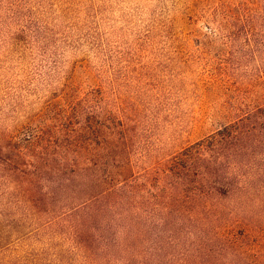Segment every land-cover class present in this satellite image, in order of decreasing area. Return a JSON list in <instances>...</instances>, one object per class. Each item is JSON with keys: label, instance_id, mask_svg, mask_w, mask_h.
<instances>
[{"label": "rangeland", "instance_id": "rangeland-1", "mask_svg": "<svg viewBox=\"0 0 264 264\" xmlns=\"http://www.w3.org/2000/svg\"><path fill=\"white\" fill-rule=\"evenodd\" d=\"M263 105L264 0H0V264H158L169 238L93 261L73 237L75 195L54 184L49 212L35 208L3 160L67 172L98 152L85 128L97 115L104 171L138 175Z\"/></svg>", "mask_w": 264, "mask_h": 264}, {"label": "trees", "instance_id": "trees-1", "mask_svg": "<svg viewBox=\"0 0 264 264\" xmlns=\"http://www.w3.org/2000/svg\"><path fill=\"white\" fill-rule=\"evenodd\" d=\"M85 128L99 139L98 152L63 163L67 172L27 171L29 162L21 158L2 166L17 194L35 208L49 212L54 184L75 195L73 237L87 257L110 261L109 245L131 249L156 233L170 238L156 247L158 264H264V105L138 175L104 171L109 162L102 153L111 145L106 119L90 116ZM85 128L80 124L75 132ZM35 138L28 131L23 140ZM230 198L234 203L223 201ZM178 246L180 254H172ZM135 257L125 264H135Z\"/></svg>", "mask_w": 264, "mask_h": 264}]
</instances>
